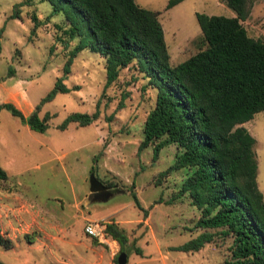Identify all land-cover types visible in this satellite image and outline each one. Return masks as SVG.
Returning a JSON list of instances; mask_svg holds the SVG:
<instances>
[{"label": "rangeland", "instance_id": "1", "mask_svg": "<svg viewBox=\"0 0 264 264\" xmlns=\"http://www.w3.org/2000/svg\"><path fill=\"white\" fill-rule=\"evenodd\" d=\"M252 1L241 24L250 37L264 41V0ZM20 2L18 17H11ZM135 2L159 14L173 65L204 47L195 13L235 15L220 0H182L169 9V0ZM52 11L47 0H0V104L11 102L25 116L62 76L79 41L63 33L69 27L65 15ZM32 15L41 22L38 27ZM147 81L130 64L106 84L104 58L85 48L63 79L67 87L80 88L41 106L40 117L52 115L45 132L0 110V166L7 174L0 179V231L12 241L10 249L0 248L1 262L118 264L117 243H99L84 232L87 220H99L117 222L126 232V264H224L230 239L219 235L196 252L174 249L204 230L195 227L200 211L188 192L179 194L185 170L160 175L174 162L175 147L163 148L156 158L151 147L138 151L156 97ZM96 110L99 116L89 125L57 128L71 113ZM243 125L256 140V181L264 198V110ZM91 173L107 186L105 198H89Z\"/></svg>", "mask_w": 264, "mask_h": 264}, {"label": "trees", "instance_id": "2", "mask_svg": "<svg viewBox=\"0 0 264 264\" xmlns=\"http://www.w3.org/2000/svg\"><path fill=\"white\" fill-rule=\"evenodd\" d=\"M47 1L51 14L62 12L69 22L63 33L79 41L69 51L62 76L29 115L11 102L0 104V110L7 109L31 130L43 133L52 115L46 112L40 117L41 106L58 93L80 88L63 83L80 51L89 48L104 58L106 84L135 64L156 90L138 151L151 147L156 158L163 148L174 146V162L160 175L184 169L179 194L188 192L200 211L195 227L204 231L174 249L196 252L219 235L230 239L224 264H264V198L256 181V140L243 125L264 110V41L250 37L241 24L253 1L220 0L235 13L232 17L195 13L204 47L176 65L171 63L159 14L135 0ZM180 1L169 0L167 9ZM23 4L14 5L11 17H18ZM31 19L34 27L40 25L36 15ZM98 116V110L74 112L57 128L70 123L86 126ZM6 178L0 166V179ZM133 199L142 209L135 194ZM106 231L119 244L120 253L130 252L123 228L110 221ZM11 247L12 241L0 231V248Z\"/></svg>", "mask_w": 264, "mask_h": 264}, {"label": "built area", "instance_id": "3", "mask_svg": "<svg viewBox=\"0 0 264 264\" xmlns=\"http://www.w3.org/2000/svg\"><path fill=\"white\" fill-rule=\"evenodd\" d=\"M83 229L90 238L96 239L99 243L111 245L112 237L106 231V223L99 220H87Z\"/></svg>", "mask_w": 264, "mask_h": 264}, {"label": "water", "instance_id": "4", "mask_svg": "<svg viewBox=\"0 0 264 264\" xmlns=\"http://www.w3.org/2000/svg\"><path fill=\"white\" fill-rule=\"evenodd\" d=\"M89 181H90V193H97L102 189L106 188L105 185L95 177L94 173L90 174ZM104 195L102 196V198H105ZM126 262H127V254L126 252L123 251L118 255L117 263L126 264Z\"/></svg>", "mask_w": 264, "mask_h": 264}, {"label": "flooded vegetation", "instance_id": "5", "mask_svg": "<svg viewBox=\"0 0 264 264\" xmlns=\"http://www.w3.org/2000/svg\"><path fill=\"white\" fill-rule=\"evenodd\" d=\"M105 189H102L101 191L97 192V193H90L89 194V198H93V199H100L102 198V196L107 192V186H105Z\"/></svg>", "mask_w": 264, "mask_h": 264}, {"label": "crops", "instance_id": "6", "mask_svg": "<svg viewBox=\"0 0 264 264\" xmlns=\"http://www.w3.org/2000/svg\"><path fill=\"white\" fill-rule=\"evenodd\" d=\"M164 31V30H163ZM113 212V211H112ZM111 212V213H112ZM111 213H108V214H106L105 216H103V217H107V216H109ZM108 222H110V221H108ZM115 223H117V222H115ZM118 224V223H117ZM129 239V238H128ZM112 242L113 243H117V241L116 240H114L113 238H112ZM128 243H129V241H128ZM117 249H119L118 251H120V246H119V244L117 243V247H116V251H117ZM129 249H130V246H129ZM140 249V248H139ZM120 254V252L118 253V255ZM135 254H137V253H135ZM140 255H142V253H141V249H140V253H139ZM118 255H116L117 257H118ZM129 259H130V257H129Z\"/></svg>", "mask_w": 264, "mask_h": 264}]
</instances>
